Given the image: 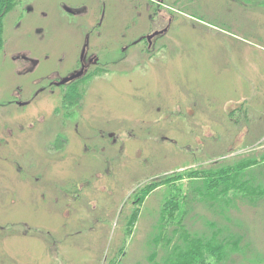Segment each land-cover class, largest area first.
<instances>
[{
  "label": "rangeland",
  "instance_id": "1",
  "mask_svg": "<svg viewBox=\"0 0 264 264\" xmlns=\"http://www.w3.org/2000/svg\"><path fill=\"white\" fill-rule=\"evenodd\" d=\"M186 1V7L184 0L173 4L170 30L154 57L116 66L119 46L113 44L112 72L80 79L75 85L82 90L67 100L64 93H40L24 109L9 105L10 92L18 86L35 91L39 85L29 82L39 75L16 73L23 62L11 55L28 44L6 41L7 55L0 53V264L144 263L163 199L175 188L189 190L192 180L177 179L180 174L212 173L247 159L264 163V0ZM44 2L38 0L26 26L39 20L51 31L42 37L33 31L32 44L38 51H67L72 32L59 16L40 17ZM128 6L113 0L115 28L129 16ZM154 183L141 199L140 189ZM233 215L253 247L244 263L264 264V201L238 202Z\"/></svg>",
  "mask_w": 264,
  "mask_h": 264
},
{
  "label": "flooded vegetation",
  "instance_id": "2",
  "mask_svg": "<svg viewBox=\"0 0 264 264\" xmlns=\"http://www.w3.org/2000/svg\"><path fill=\"white\" fill-rule=\"evenodd\" d=\"M124 1L129 3L130 14L125 19L124 16L121 25L115 28L113 20H115L114 16L117 18V12L114 13L113 0H46L41 7L40 17L46 22L52 20L53 15L61 17L65 23L64 30L69 29L72 32L71 39L74 41L69 50L57 52V49L47 46L38 51L32 44L33 31L41 34V37L44 35V29L47 32L51 31V26L43 23V27L39 20L37 27L33 29L32 26H26L27 20L31 19L33 12L38 8V0H4L0 12V53L7 55V40L11 39L10 42L13 43L16 40H25L28 44H25L26 48L21 52L12 53L10 59L23 62L16 70L17 74L39 75V79L29 82L32 84L31 87L39 85L36 90L23 92V87L18 86L16 90L10 92L9 105L13 104L24 109L31 105L32 99L40 93H64L63 98L66 97V100L68 94L73 91L79 94L78 91L82 90V87L75 83L80 79L95 76L97 73L106 75L112 72L113 44L119 46L114 52L116 66L122 63L125 67L135 56L154 57L156 49L160 46L159 41L170 30L173 21V4L181 0H120L123 4ZM184 6H187L186 0ZM109 16L112 20L111 26L108 21ZM7 18L9 21L5 22ZM66 23L71 25L66 26ZM145 24H148L149 28L143 32ZM6 29L12 32L4 37ZM72 55H75V60ZM62 72H65L64 76H61ZM73 75L76 77L62 82L63 79ZM64 105L68 107V102ZM43 120L44 118L39 119V121ZM63 140L64 138L61 142ZM58 147L59 143L56 144V148ZM77 184L78 182L73 183L72 186L78 193L80 187ZM71 189L72 187L66 188V191L70 193L71 199L75 200L78 197L77 193L74 194ZM68 196L67 193V199ZM68 205L70 206V203Z\"/></svg>",
  "mask_w": 264,
  "mask_h": 264
},
{
  "label": "trees",
  "instance_id": "3",
  "mask_svg": "<svg viewBox=\"0 0 264 264\" xmlns=\"http://www.w3.org/2000/svg\"><path fill=\"white\" fill-rule=\"evenodd\" d=\"M3 3L0 0V12ZM247 160L212 173L180 174L177 179L184 174L192 180L189 190L182 193L175 188L176 195L163 199L160 221L156 219L147 236L149 249L141 264H245L253 247L246 241V230L233 211L238 202L257 205L264 201V163ZM150 186L154 188L156 184L140 189L141 199ZM198 209L209 215L203 216ZM135 218L134 212L127 227Z\"/></svg>",
  "mask_w": 264,
  "mask_h": 264
},
{
  "label": "water",
  "instance_id": "4",
  "mask_svg": "<svg viewBox=\"0 0 264 264\" xmlns=\"http://www.w3.org/2000/svg\"><path fill=\"white\" fill-rule=\"evenodd\" d=\"M74 77H76V75H73L71 77L65 78V79L62 80V82L64 83V82H66V81H68V80H70V79H72Z\"/></svg>",
  "mask_w": 264,
  "mask_h": 264
}]
</instances>
